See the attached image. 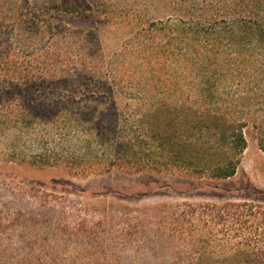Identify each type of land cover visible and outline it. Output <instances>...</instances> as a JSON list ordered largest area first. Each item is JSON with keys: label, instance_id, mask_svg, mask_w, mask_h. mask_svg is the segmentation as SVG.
Returning <instances> with one entry per match:
<instances>
[{"label": "trees", "instance_id": "trees-1", "mask_svg": "<svg viewBox=\"0 0 264 264\" xmlns=\"http://www.w3.org/2000/svg\"><path fill=\"white\" fill-rule=\"evenodd\" d=\"M43 1L77 14L101 6L99 0ZM147 1L135 0L144 7ZM164 2L172 13L146 26L150 43L134 42L110 61L99 40L96 52L77 53L93 33L79 36L36 11L18 18L0 13V30L9 26L13 33L0 39V134L48 123L27 110L17 89L35 76L53 80L62 67L66 101L47 125L80 146L64 154L68 164L96 172L120 166L221 180L237 173L250 130L264 153V0ZM29 23L36 25V35L25 30ZM226 206L234 209V223L255 229L254 239L222 247L236 255L203 254L195 264H264L261 206ZM204 243L198 246L206 252Z\"/></svg>", "mask_w": 264, "mask_h": 264}, {"label": "rangeland", "instance_id": "rangeland-1", "mask_svg": "<svg viewBox=\"0 0 264 264\" xmlns=\"http://www.w3.org/2000/svg\"><path fill=\"white\" fill-rule=\"evenodd\" d=\"M99 3L77 14L43 0L33 5L0 0V13L18 18L36 11L79 36L93 33L77 53L96 52L99 40L109 61L134 42H147L152 31L146 26L172 13L163 0H148L145 7L135 0ZM25 30L37 33L34 23ZM11 34L4 27L0 39ZM55 74L53 80L35 76L17 89L18 100L47 124L66 101L62 67ZM47 124L0 134V264H195L203 254L236 255L222 247L254 239L255 229L234 223V209L226 206L255 203L264 213V153L251 130L237 173L217 180L120 166L96 172L68 164L64 154L80 146L74 138L65 142L63 132Z\"/></svg>", "mask_w": 264, "mask_h": 264}]
</instances>
